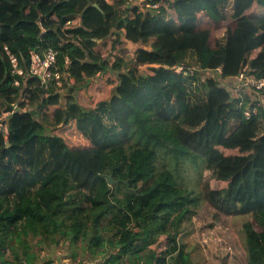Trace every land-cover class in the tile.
I'll use <instances>...</instances> for the list:
<instances>
[{
    "label": "trees",
    "instance_id": "16d2710c",
    "mask_svg": "<svg viewBox=\"0 0 264 264\" xmlns=\"http://www.w3.org/2000/svg\"><path fill=\"white\" fill-rule=\"evenodd\" d=\"M171 1L152 15L130 0H0V264H39L56 241L71 262L79 248L95 264H192L186 217L205 264H264V113L245 119L247 92L231 99L198 72L264 75V0ZM127 44L129 66L116 54ZM38 45L69 57L75 82L63 97L34 86L11 113L3 48L28 61ZM212 154L195 193L184 168ZM254 215L241 243L232 217Z\"/></svg>",
    "mask_w": 264,
    "mask_h": 264
},
{
    "label": "built area",
    "instance_id": "2783aa9c",
    "mask_svg": "<svg viewBox=\"0 0 264 264\" xmlns=\"http://www.w3.org/2000/svg\"><path fill=\"white\" fill-rule=\"evenodd\" d=\"M108 2L112 0H107ZM137 6L142 13L149 12L152 15L158 14L163 8L166 11H171V0H140ZM130 4V3H129ZM131 6H133L131 4ZM71 22H67L66 26H71ZM64 27V30H65ZM45 33V30L42 32ZM74 42L79 43V38H72ZM3 54L9 65L10 74L12 76V86L18 91V96L15 103L12 104V112L24 113L28 108H19L18 103L25 100V96L34 86H38L47 90L50 86L55 93H59L62 97L65 95L67 88L74 84L75 80L70 73L71 61L65 56L63 63L57 61L58 53L55 49L48 47L43 48L38 45L30 54L29 60L19 59L12 53L7 46L3 48ZM203 79L213 78L223 89L226 86L234 88V95L225 89L230 98L238 97L237 90L243 89L249 95V103L245 106L243 115L247 120H251L259 114L261 109L264 113V75L257 77L248 63L242 64L237 75L234 77H222L221 68L215 70L198 68ZM205 75L206 77H203ZM36 80V84L30 86V81ZM38 84V85H37ZM44 98L47 95L43 96ZM62 100V99H61ZM7 116L0 117V120H6ZM262 124L264 126V115H261Z\"/></svg>",
    "mask_w": 264,
    "mask_h": 264
},
{
    "label": "rangeland",
    "instance_id": "374dc122",
    "mask_svg": "<svg viewBox=\"0 0 264 264\" xmlns=\"http://www.w3.org/2000/svg\"><path fill=\"white\" fill-rule=\"evenodd\" d=\"M112 2V1H111ZM130 4L133 5V7L138 6V0H130ZM225 24H221L216 29L212 30L210 32V44L213 43V39L221 35L222 31L225 28ZM135 51L136 47L134 45H126L122 50H119L116 52V54L123 58L126 63H128V66L131 64H136L135 60ZM104 58L106 55L103 56ZM102 57V58H103ZM103 58V59H104ZM107 58V57H106ZM108 59V58H107ZM139 68L141 67L146 68V66H142V64H139ZM203 77H206L203 75ZM227 91L230 93V95H234V88L232 86H226ZM218 158L217 154H212L211 157L203 164L198 167H195L192 165H186L184 168L185 178L187 179V186L195 191V193H199L201 190V183L203 181L202 173L204 171V168L206 165H208L211 161L216 160ZM114 191L118 193L119 195H124L126 193V190L124 188V185L117 182L114 186ZM255 221L258 225H262L263 219L259 215L254 216H244V217H232V226L237 234L238 238L240 239L241 243L243 242V235L241 232V224L246 221ZM216 227V222L213 220L211 216H208L206 218V232L213 236L214 228ZM178 239L181 243H184L186 245L187 250L190 253V257L192 259V264H205V257L203 249L200 245V242L198 241L195 231H194V224L192 218H185L182 222L180 234L178 236ZM67 244L62 243L60 241H56L52 243L50 246L46 247L44 252L40 253V258L42 263L43 261L50 262V264H77V261H83L86 264H95L92 263V261H89L88 259H84L82 257L83 250L77 248L78 255L76 257V261L71 262L70 253L67 249Z\"/></svg>",
    "mask_w": 264,
    "mask_h": 264
},
{
    "label": "water",
    "instance_id": "95a60500",
    "mask_svg": "<svg viewBox=\"0 0 264 264\" xmlns=\"http://www.w3.org/2000/svg\"><path fill=\"white\" fill-rule=\"evenodd\" d=\"M146 67H148V66H146ZM1 131H2L3 135L5 136V138L7 139V135H6V132L4 131L3 127H1ZM6 143L8 145V142H6ZM107 179L109 181V185H113V184H116L117 183V181H115V180L112 179V176L111 175H109L107 177Z\"/></svg>",
    "mask_w": 264,
    "mask_h": 264
},
{
    "label": "crops",
    "instance_id": "0c3cea01",
    "mask_svg": "<svg viewBox=\"0 0 264 264\" xmlns=\"http://www.w3.org/2000/svg\"><path fill=\"white\" fill-rule=\"evenodd\" d=\"M113 1V0H112ZM141 2H140V0H138V5L140 4ZM127 45H129V44H127ZM40 264V263H39Z\"/></svg>",
    "mask_w": 264,
    "mask_h": 264
}]
</instances>
